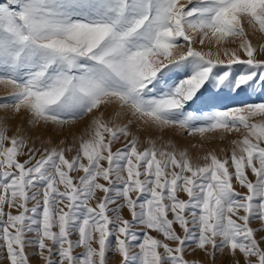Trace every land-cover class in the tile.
Segmentation results:
<instances>
[{
  "label": "snow or ice",
  "instance_id": "1",
  "mask_svg": "<svg viewBox=\"0 0 264 264\" xmlns=\"http://www.w3.org/2000/svg\"><path fill=\"white\" fill-rule=\"evenodd\" d=\"M246 25L264 34V0H0V108L28 117L0 126V264H264V44ZM81 121L77 143L36 147L34 129ZM145 129L241 136L201 163Z\"/></svg>",
  "mask_w": 264,
  "mask_h": 264
},
{
  "label": "rangeland",
  "instance_id": "2",
  "mask_svg": "<svg viewBox=\"0 0 264 264\" xmlns=\"http://www.w3.org/2000/svg\"><path fill=\"white\" fill-rule=\"evenodd\" d=\"M181 2H185L186 0H181ZM247 29V25L245 26ZM249 32V38L251 39L253 45L255 47H259L261 44H264V34H261L259 32L253 33L251 29H247ZM239 45V39H235V43H233V38H229V40L223 45V47L227 48H235ZM198 50H202L204 52H208L211 50L213 53L217 51V46L214 44H210L208 41H205V44L203 46L196 45ZM221 58L223 59V55H221ZM260 59H264V56L258 57ZM235 67V66H234ZM11 92V88L7 87L3 84H0V103L3 102V98L7 97L9 93ZM253 101H260L262 97L256 96L251 98ZM225 103L228 104V106H231L230 101H226ZM28 119L27 114L21 113V114H15L10 109H3L0 108V126L7 125L9 127V134H14L16 129H24L26 128L25 121ZM87 119V118H86ZM83 124V121L78 122L75 126L71 127H65L63 129H60L58 131H52L51 126L47 129H34L32 133V138L36 141V147H43V146H52L48 145L47 141L49 139L52 140L53 145L62 147L63 145L59 144V141L61 139L65 140L66 144H75L78 142L79 137L84 133V129L80 127V125ZM241 132H243V129H241ZM37 133H42L41 138L37 139ZM221 136H223V139H221ZM241 136V133L238 132H211L206 133L203 138H201L199 135H193L188 136L186 133L175 130V129H169L165 130V132L160 133L152 129H145L141 133V141L142 145L144 144V141L146 139L151 138L156 140L157 146H161L162 144L166 143L168 140H171L175 145H177L179 150H187L189 156H191L195 161H199L203 163L202 157L207 154L209 151H215L216 154L219 157H223L225 153L230 155L231 150V140L233 139H239ZM41 141L44 143L42 144ZM146 146V145H144ZM117 147H120V145H117ZM221 149H224V152H221ZM21 161L25 159V157H20ZM253 178L254 177H250ZM236 190L240 192L246 191L245 189L239 187V185H235ZM180 197L183 199H187L186 194L180 193ZM34 203V202H33ZM32 204H29V207H31ZM15 214V213H14ZM123 215L128 216L127 210H123ZM250 226L253 229H260L262 227L261 221L259 220H253L250 223ZM154 234V233H153ZM257 239H259L260 236H264V231H259L256 233ZM75 238V237H73ZM264 246V245H262ZM82 249H76V252H81ZM29 254L32 258V264H43V261L38 259V257L35 254V249H30ZM186 258L190 261L194 260L197 262L203 261L204 264H213V261L209 258L205 257L203 253L197 251L191 255L186 253ZM235 259L242 260V255L237 252ZM120 257L118 254H112L109 257V264H119ZM214 264H234V258L228 254L227 250H225L224 254L218 255L214 261Z\"/></svg>",
  "mask_w": 264,
  "mask_h": 264
}]
</instances>
